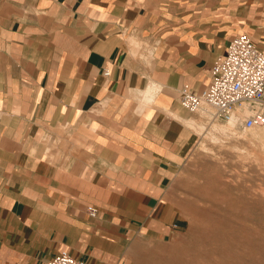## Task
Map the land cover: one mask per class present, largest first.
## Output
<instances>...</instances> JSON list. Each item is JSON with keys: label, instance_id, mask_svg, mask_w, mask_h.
<instances>
[{"label": "crops", "instance_id": "0c3cea01", "mask_svg": "<svg viewBox=\"0 0 264 264\" xmlns=\"http://www.w3.org/2000/svg\"><path fill=\"white\" fill-rule=\"evenodd\" d=\"M241 33L264 52V0H0V264H140L174 237L199 138L179 90Z\"/></svg>", "mask_w": 264, "mask_h": 264}, {"label": "rangeland", "instance_id": "374dc122", "mask_svg": "<svg viewBox=\"0 0 264 264\" xmlns=\"http://www.w3.org/2000/svg\"><path fill=\"white\" fill-rule=\"evenodd\" d=\"M196 114L199 138L175 184L182 226L168 240L140 242L139 263L264 264V126Z\"/></svg>", "mask_w": 264, "mask_h": 264}, {"label": "built area", "instance_id": "2783aa9c", "mask_svg": "<svg viewBox=\"0 0 264 264\" xmlns=\"http://www.w3.org/2000/svg\"><path fill=\"white\" fill-rule=\"evenodd\" d=\"M109 75V70H104ZM209 83L199 91L184 85L179 90L182 106L199 113L208 121H235L243 129L264 126V52L252 36L241 33L233 37L227 52L211 67ZM97 216V207H89ZM47 264H87L67 251L50 259Z\"/></svg>", "mask_w": 264, "mask_h": 264}, {"label": "bare ground", "instance_id": "6f19581e", "mask_svg": "<svg viewBox=\"0 0 264 264\" xmlns=\"http://www.w3.org/2000/svg\"><path fill=\"white\" fill-rule=\"evenodd\" d=\"M232 122H235V121H231L230 123H232Z\"/></svg>", "mask_w": 264, "mask_h": 264}]
</instances>
